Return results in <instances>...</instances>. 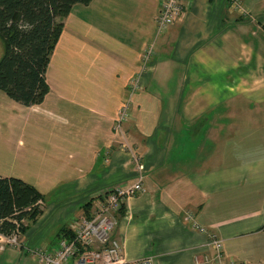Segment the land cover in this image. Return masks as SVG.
<instances>
[{"label": "crops", "instance_id": "0c3cea01", "mask_svg": "<svg viewBox=\"0 0 264 264\" xmlns=\"http://www.w3.org/2000/svg\"><path fill=\"white\" fill-rule=\"evenodd\" d=\"M180 1L162 33L163 0L76 5L60 20L44 102L0 91V177L32 185L47 206L22 249L0 236V264H44L28 250H56L84 205L92 216L102 192L136 183V155L144 191L113 233L129 260L264 264V0Z\"/></svg>", "mask_w": 264, "mask_h": 264}, {"label": "trees", "instance_id": "16d2710c", "mask_svg": "<svg viewBox=\"0 0 264 264\" xmlns=\"http://www.w3.org/2000/svg\"><path fill=\"white\" fill-rule=\"evenodd\" d=\"M93 0H0V38L4 55L0 59V91L26 107L40 105L50 92L47 71L51 55L63 31L60 20L76 5L89 6ZM43 196L18 178L0 177V235L10 236L20 225L25 233L42 215L37 204ZM92 201L85 206L91 218ZM27 227V228H26ZM62 237L72 238L63 229Z\"/></svg>", "mask_w": 264, "mask_h": 264}, {"label": "built area", "instance_id": "2783aa9c", "mask_svg": "<svg viewBox=\"0 0 264 264\" xmlns=\"http://www.w3.org/2000/svg\"><path fill=\"white\" fill-rule=\"evenodd\" d=\"M184 11V5L180 0H163L158 20V32L166 31L170 24L183 15ZM152 54V49L146 51L145 63ZM128 109L129 104L127 103L118 119L116 126L118 134L122 131V122L129 117ZM135 162L140 170V177L136 183L117 186L102 192L97 198L98 203L91 218L84 217L69 224V230L73 234L72 238L62 237L58 248L54 251L35 248L30 250L31 254L44 264H156L153 257L129 260L122 254L123 245L121 242L113 238V233L118 225L117 216L123 209L125 201L144 191V167L140 165V160L135 158ZM41 203L40 201L37 205ZM20 231V225L17 224L12 235L7 237L0 235L3 248L22 249ZM201 231L203 232V229ZM210 245L221 252L223 242L211 237Z\"/></svg>", "mask_w": 264, "mask_h": 264}, {"label": "rangeland", "instance_id": "374dc122", "mask_svg": "<svg viewBox=\"0 0 264 264\" xmlns=\"http://www.w3.org/2000/svg\"><path fill=\"white\" fill-rule=\"evenodd\" d=\"M230 3H232V4H234V3H237V1H235V0H228ZM161 9H162V5H161ZM181 17H182V15L180 16V17H178L172 24H170L169 25V27L168 28H170L171 26H173L174 24H176V23H178L179 21H180V19H181ZM158 20H159V18H158ZM167 28V29H168ZM162 33V32H161ZM2 55H3V48H2V45H1V43H0V58L2 57ZM209 119L207 118V119H204L202 122H201V126L200 127H202V128H200V132H199V134H198V136L200 137V138H203V139H205V137H206V135H205V133L206 134H208L209 132L208 131H206L205 132V130H204V128L206 127H208L209 126ZM122 128V130H123V127H121ZM116 129H117V127L115 128V131H116ZM208 130V129H207ZM122 132V131H121ZM121 134V133H120ZM206 142V141H205ZM135 158L137 159V160H139V159H141V158H139V156L138 155H136L135 156ZM33 174L34 173H32L31 175L33 176ZM80 195L81 194H75V196H73V198L74 199H76L77 197H80ZM64 196H65V194H60V196H58V198L59 197H62V199L64 198ZM48 198H46V200H47ZM77 200V199H76ZM87 205V204H86ZM86 205H84V207L86 206ZM38 206V208L42 211V215H44V216H47V214H44V208H46L47 209V206L46 205H44L43 203H41V204H39V205H37ZM41 215V216H42ZM40 216V217H41ZM40 217L38 218V220L37 221H39V219H40ZM36 221V222H37ZM35 222V223H36ZM35 223H34V225H35ZM23 224H25V226H29V227H32V225L31 224H33V223H31V221L30 222H28V221H24V223ZM33 225V226H34ZM26 227V228H27ZM28 229H30V228H28ZM21 232V231H20ZM28 232V230L26 231V233ZM203 234H206L207 232H206V230L205 229H203V232H202ZM25 233H22L21 232V235H20V237H22V235H24ZM209 235V234H208ZM210 238L211 237H214V236H209ZM28 249V247L26 246L25 247V250H27ZM29 252H30V249L28 250ZM30 254H31V252H30ZM122 254H123V256H125V253H124V250H123V252H122ZM31 256H33L35 259H36V257L34 256V255H32L31 254ZM126 257V256H125ZM37 260V259H36ZM138 260V259H137Z\"/></svg>", "mask_w": 264, "mask_h": 264}]
</instances>
